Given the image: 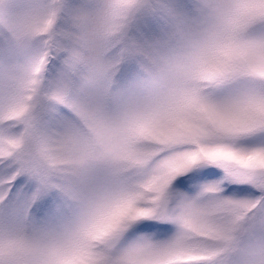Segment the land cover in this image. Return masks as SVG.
Returning a JSON list of instances; mask_svg holds the SVG:
<instances>
[{
  "label": "snow or ice",
  "instance_id": "snow-or-ice-1",
  "mask_svg": "<svg viewBox=\"0 0 264 264\" xmlns=\"http://www.w3.org/2000/svg\"><path fill=\"white\" fill-rule=\"evenodd\" d=\"M98 8L0 11V264H264V0Z\"/></svg>",
  "mask_w": 264,
  "mask_h": 264
},
{
  "label": "rangeland",
  "instance_id": "rangeland-1",
  "mask_svg": "<svg viewBox=\"0 0 264 264\" xmlns=\"http://www.w3.org/2000/svg\"><path fill=\"white\" fill-rule=\"evenodd\" d=\"M50 2L53 4H59L60 0H50ZM93 2L99 5L98 10L90 19L93 30L98 35L110 33L112 36H116L120 33L128 20H130L133 15L138 14V10L146 4L147 0H119V2L125 6L124 10L119 15H116L112 9V5L115 4L117 0H93ZM10 3L11 0H0V11H4L6 13ZM51 19L52 23L49 25L50 30L57 27L59 23L58 13H54ZM8 26L9 25L6 14L0 15V31H8ZM16 27L17 30L22 33L25 27V22L23 20L16 21ZM42 35H44V33H36L32 38L38 39ZM5 110H0V123H6L10 119H15L17 122H19V120L22 119V117L5 116ZM151 134L152 133H149V135ZM125 214L126 212H121L116 216L109 217L98 229L94 239L90 241V243L95 245V250L97 252L102 253L103 238L107 237V234L111 232L119 222L120 217ZM137 214L141 215L143 213L138 212Z\"/></svg>",
  "mask_w": 264,
  "mask_h": 264
}]
</instances>
